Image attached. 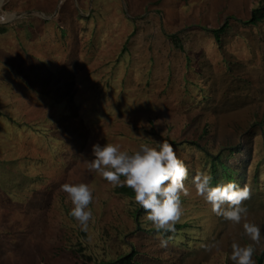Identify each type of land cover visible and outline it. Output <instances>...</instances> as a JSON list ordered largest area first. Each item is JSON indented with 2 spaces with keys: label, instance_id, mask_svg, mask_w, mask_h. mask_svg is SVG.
Listing matches in <instances>:
<instances>
[{
  "label": "rangeland",
  "instance_id": "obj_1",
  "mask_svg": "<svg viewBox=\"0 0 264 264\" xmlns=\"http://www.w3.org/2000/svg\"><path fill=\"white\" fill-rule=\"evenodd\" d=\"M261 1H1L2 264H115L132 250L138 264H233L231 245L251 243L243 222L214 215L193 185L200 172L216 183L224 177L216 157L236 170L227 181L250 186L247 219L262 235L257 264L264 251V20L242 21ZM225 23L217 41L210 30ZM165 141L188 168L190 194L181 197L180 228L158 233L145 211L137 214L134 196L116 193L87 164L93 144L132 153ZM64 183L92 190L87 230L69 215Z\"/></svg>",
  "mask_w": 264,
  "mask_h": 264
},
{
  "label": "clouds",
  "instance_id": "obj_2",
  "mask_svg": "<svg viewBox=\"0 0 264 264\" xmlns=\"http://www.w3.org/2000/svg\"><path fill=\"white\" fill-rule=\"evenodd\" d=\"M92 156L94 158L87 164L89 172H96L113 187L131 189L134 202L145 211L146 220L156 232L175 231V225L183 215L181 197L190 193L184 183L188 168L177 157L171 144L166 141L155 147L141 144L138 150L129 153L121 150L119 144L97 143L92 145ZM212 179L210 174L197 173L193 177L195 193L211 206L214 215L233 225L243 222L242 234L251 243L243 246L233 243L230 259L233 264H254L255 245L260 243L262 235L261 227L247 219L245 202L251 198L250 186H240L235 181L212 186ZM61 191L67 194L73 205L69 215L82 230H87L93 217L89 208L93 200L92 190L84 183H64ZM167 244L166 239H160L161 247H167Z\"/></svg>",
  "mask_w": 264,
  "mask_h": 264
},
{
  "label": "trees",
  "instance_id": "obj_3",
  "mask_svg": "<svg viewBox=\"0 0 264 264\" xmlns=\"http://www.w3.org/2000/svg\"><path fill=\"white\" fill-rule=\"evenodd\" d=\"M263 20H264V0H262L256 8L252 9L249 19L242 21V23L243 24L256 25V24L262 22ZM225 28H226V23L223 24L222 26L216 28V29H211L210 31L213 32V34H215V38L217 39V41H219L221 33L224 32ZM5 31H6L5 25H0V33H3ZM170 38L171 39L175 38V35H170ZM211 162L213 163V165H218V166H221L223 168V171H221V175L224 176L225 178L220 176L219 179H223L222 181H224L225 183L229 182V181H227V179L229 178V176H228L229 174L232 175V177H233V175H235V173H236V170L234 173L233 172L230 173L228 170L229 166H227L225 163H223L220 160V157L213 158L211 160ZM210 175L212 176V174H210ZM219 179H218V183L214 182V179H212V182L216 183V185L220 184ZM115 192L118 194H121V195L128 196V197L134 196L133 191L126 186L125 187H116ZM136 211H137V214H139V212H143L144 210L138 205V207L136 208ZM180 226L181 225H179V224L175 225L176 228H180ZM135 255H136V251L132 250L131 252H129L128 254H125V256L120 257L118 260H116L114 262H115V264H138L136 262V260L134 259ZM263 259H264V251H263V253H261L257 257V264H263ZM0 264H2L1 261H0ZM99 264H105V263H99ZM109 264H111V263H109Z\"/></svg>",
  "mask_w": 264,
  "mask_h": 264
},
{
  "label": "crops",
  "instance_id": "obj_4",
  "mask_svg": "<svg viewBox=\"0 0 264 264\" xmlns=\"http://www.w3.org/2000/svg\"><path fill=\"white\" fill-rule=\"evenodd\" d=\"M40 11H42V10H32V11H30V12H34V13H41ZM34 16H36V15H34ZM56 17V16H55ZM43 20H45L46 21V19H49V16H44L43 15V18H42ZM53 19V18H52ZM74 23V22H73ZM60 27H62V26H60ZM6 32V31H5ZM5 32H3V33H5ZM2 33H0V35H1Z\"/></svg>",
  "mask_w": 264,
  "mask_h": 264
},
{
  "label": "bare ground",
  "instance_id": "obj_5",
  "mask_svg": "<svg viewBox=\"0 0 264 264\" xmlns=\"http://www.w3.org/2000/svg\"><path fill=\"white\" fill-rule=\"evenodd\" d=\"M1 1H2V0H0V5H1Z\"/></svg>",
  "mask_w": 264,
  "mask_h": 264
}]
</instances>
